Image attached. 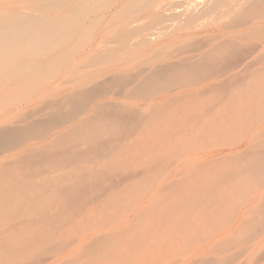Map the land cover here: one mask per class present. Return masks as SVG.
<instances>
[{"label":"rangeland","instance_id":"374dc122","mask_svg":"<svg viewBox=\"0 0 264 264\" xmlns=\"http://www.w3.org/2000/svg\"><path fill=\"white\" fill-rule=\"evenodd\" d=\"M88 1L90 0H0V21L6 17L15 20L26 16L25 14H34L42 22H52L55 29L59 31L57 35H49V40L44 43L31 45V48L25 52L22 51L27 57H23L27 60L26 70L20 67L0 71V172H9L11 176L8 180L11 183L17 179L39 181L45 177H51L54 180L52 188L60 190L69 185L67 182L64 183L65 177L83 174L82 170L73 168L72 164L63 166L65 168L55 166L48 171H39L41 168L37 171L35 168L36 173H39L35 174V171L31 173L29 163L31 165L33 152L36 147L46 141L45 138H51L48 136L51 133L47 135L48 137L36 139L34 136L28 137L22 134L21 129L30 122L46 121L59 105L64 103L70 93L83 88L93 89L95 85L100 84L99 81L105 79L107 82L108 78H110L107 82L109 90L104 91L106 94L95 93L94 100L95 98L96 100H93L92 106H95V103L96 105L103 103V100L106 103L117 100L120 104L131 103L129 105L131 107L143 108L142 105L146 99L135 98V102L131 98L120 96L118 92L125 93L129 86L124 89L117 84L115 86L114 82L111 84V81L112 78L114 80L115 74L118 75L116 70L119 66H123L120 69H123L124 73V68L145 65L144 62L150 59V51L146 50L149 43L154 46L159 44L155 47L156 49H160L162 43L163 48L170 44L173 50L177 48L180 50V47L186 43H201L199 52V50H206L211 44L206 37L214 34L209 42H217L221 38L213 39L216 34L217 38L222 37V33L226 32L228 35L230 33L235 36V41L239 45L236 44L234 49L226 53L230 55L225 54L222 57L223 60L220 59L218 66L216 65L218 68H214L216 72L212 70L211 75L213 77L218 75V79L211 75L209 78H213L214 82L220 77L221 84L234 81L230 87L233 86L234 91L231 93L235 94L237 100L235 99L236 103L232 105L233 110L231 108L230 110L231 113L236 112L232 115L237 120L230 133L221 137L212 134L200 137L198 146L187 147L183 140L188 138L185 136L183 138L180 133L172 135L175 137L173 140H178L177 144L175 141L170 144L172 138L161 134V136L157 135L159 143L146 146L145 140H148L150 135L135 134L129 137L128 141H124V143L127 141L126 143L133 144L127 161L122 163L123 168L120 164L116 166L117 169L114 167V171L109 172L107 167L105 168L109 151L104 152L105 158L92 157L94 155L90 153L91 150L85 143L75 145L71 151L76 149L73 152L78 154L80 152V155L88 157L84 167L93 171L96 169L108 172L105 178H100L106 183L101 181L103 184L99 185V188L93 186L90 189L88 196L90 199L87 197L88 202L82 204L79 208L81 210H77L73 218L64 215L61 220L55 221L56 225L52 226L55 228L51 226L44 228L52 233L50 242L44 244L42 238L38 241L42 243L40 245L43 246L41 247L43 250L34 249V252L37 250L36 253L32 252L35 256L31 253L32 249L28 250L31 254H21L25 256L19 255L20 261L16 259L14 262L11 259V264H264V165L261 166L263 170L258 182L250 181L255 183L252 184L253 186L250 183H248L250 187L246 184V188V185H241L243 188L237 185V177L242 178L241 173L245 171L246 165L243 164L244 162L246 164L245 156L252 152L249 148L258 149L261 143L263 144L261 150L264 152V0H123L117 5H114L115 0H91L92 3ZM214 5L216 9L211 11ZM192 6L195 7L192 8ZM170 14L180 15L173 21L159 23V16L170 17ZM188 14L190 17L200 15L199 21L189 23V28H187L188 24L184 23L186 18H189ZM124 19L129 21L130 28L135 26L138 30L141 29L137 31L140 33L135 32L139 37L132 33L135 27L130 31L132 37L127 35L130 28L129 30L126 28L128 31L122 30L123 27H128L126 22L123 21V24L127 25L122 24L121 20ZM117 21L121 22L119 25L123 27L120 28ZM110 30H117L116 33L124 31L127 34L116 37L113 33L115 31ZM227 33L224 35L226 36ZM128 37L132 42L128 41L130 40ZM141 37H145L146 41ZM116 38H121L122 42L121 39ZM138 41L139 43L148 42V45H143V42L139 44ZM173 41L175 44L172 43ZM134 44L138 49V45L140 48L143 46L147 55L145 56V51L142 53L140 49L139 52L135 51L137 49L134 50L136 48ZM103 45L107 46L108 52L104 51L105 49L99 50V48H105ZM109 47H112L113 51H110ZM172 49L167 53L177 55L176 59L189 54L186 52L175 54ZM178 49L176 51H179ZM140 51L142 55L139 58ZM198 52L196 50L191 53ZM106 54H112L113 61L108 59V64H112L113 67L112 62L115 60L116 63L118 59L119 62L117 61L118 64L115 66H119L114 68L116 72L110 73L109 70L113 67L109 68L108 65L107 70L110 74L106 73V68H103L106 61L104 65L101 62L96 63L100 65L95 63L93 66L89 65L93 58L107 56ZM131 54L132 57H128ZM136 55L138 58L134 57ZM143 55L145 61L141 60L144 59ZM120 71L119 73L122 74V70ZM209 78L206 79L209 82L204 81L203 84L212 83V79ZM110 85L115 87L111 88ZM196 88H199V85ZM230 94L227 95L230 96ZM224 95L222 102L226 105L228 96ZM61 101L62 104H60ZM222 102V106L218 105L215 109L224 108ZM63 110L69 111V105H63ZM208 116L202 121H207ZM222 121L219 125L226 123ZM158 123L155 124L160 126L161 123ZM70 124L56 127L57 129L52 131L56 132ZM188 124L191 126L194 123ZM141 141L144 143H139ZM144 144L145 146H142ZM252 145L255 146L251 147ZM263 162L261 161L260 164ZM110 179L115 184L108 183ZM138 181H144L145 185L137 191H125ZM241 181L246 182L243 178ZM55 183L60 184L57 186ZM105 185L108 188L104 187ZM194 190L213 192L211 197L195 199V201L194 197L189 195L190 192L194 195L196 193ZM117 194L121 195L119 196L121 198L110 202L108 197ZM65 203L64 198L51 202L49 200L46 204L40 205L41 207L36 206L34 210H29V206L26 205L20 212L0 217V243L2 242L0 253L5 252L2 246L4 239L8 237L15 239L17 232L30 224L36 223L35 225L41 226L45 216L56 217L59 209L65 207ZM59 223H62V226ZM14 245V247L18 246L17 243ZM47 245L48 247L45 248L44 246Z\"/></svg>","mask_w":264,"mask_h":264},{"label":"bare ground","instance_id":"6f19581e","mask_svg":"<svg viewBox=\"0 0 264 264\" xmlns=\"http://www.w3.org/2000/svg\"><path fill=\"white\" fill-rule=\"evenodd\" d=\"M92 1H94V0H92ZM92 1L90 0L88 2L92 3ZM122 1L123 0H115L114 5H117V4L121 3ZM79 2H81V1H79ZM182 4H184V3H182ZM217 5H219V4H217ZM175 6H176V4H175ZM175 6L173 5V7H175ZM180 7H181V5H180ZM193 7H195V6H192V8ZM213 7H214V9H212ZM213 7L211 8V11L216 9L215 5ZM211 11H209V13ZM19 13H21V12H19ZM171 14H170V17L169 16L168 17L159 16V18H158L159 23L160 22L163 23L165 21H167V22L173 21L176 18H178L180 15V14L179 15L173 14V16H172ZM199 14L195 15V17H190V15L188 14L189 18H186L187 20L183 19V20H186V21H184V23L188 24L187 28H189V26H190L189 23L192 22L191 24H193L194 22H196V20H198L200 18ZM25 15L26 16L19 17L18 19L16 18L15 20L10 19L9 17H6L2 21H0V71H3L4 69H15V68L18 69L20 67H22L21 68L22 70H26L27 65H25V64H26L27 60H24L23 57H25V58H27V57L25 56L24 53H22V51L25 52V50H28V48L32 47L31 45H40V44L44 43L45 41L49 40L48 39L49 35L53 36V35L59 34V31H57L55 29V25H53L52 22H47V21L42 22V20H39V18L34 14H25ZM188 16H186V17H188ZM123 21L126 22L127 24L129 22L128 20L124 19V20H121L122 24H123ZM120 23L117 21L118 25ZM126 23H124V24H126ZM119 27H120V25H119ZM121 27H123V26L121 25ZM134 27L135 26H133V27L131 26V28H133V29H134ZM126 28L127 29L130 28L129 24H128V27L125 26L122 28V30L123 29L126 30ZM131 28H130V30L128 29L129 34H127V32L124 33V31L118 30V31L123 32V33L117 32V33H119V35H117V33H116L117 30L116 31L113 30L115 32H113L112 30H110V31H112L114 34H116V37L117 36L121 37L120 34H122V35L127 34L130 37H132L133 35H131V34L133 32L134 33L135 32L140 33L137 31H139L141 29L138 30V28L135 27V30H136V28H137V30L135 31L132 29L133 30L132 31ZM139 28H142V27H139ZM191 28H192V26H191ZM128 30H126V31H128ZM130 31H132V33ZM226 33H222L223 34L222 37H218V38H217V34H216L215 35L216 37H213V39H220L221 38L217 42H209L212 39L211 36H214V34L213 35L210 34L211 36L207 35L209 37L204 36V37H206V40L208 41V43H211V44L208 46V48L206 50H201V51L199 50V52H198V49L200 48L201 43L190 42V43H186L183 45L181 44L182 46L180 47V50L176 47L179 50V51H176L177 49L173 50L171 48L172 46H170V44L168 46L165 45L163 48V46H162L163 43H162V44H160L161 45V47H159L160 49H156L155 47L156 46L158 47L159 44L154 46L152 44L150 45V43H149V45H150L149 46L147 44L148 42L144 43L142 41L144 43L143 45H146V46L148 45L146 50L150 51L149 52L150 53V55H149L150 59H148L149 61L147 62V60H146V62H144L145 65L144 64L142 65L141 63H139V64H141L140 66H142V67H140V66L139 67L138 66L132 67L131 66L128 69L124 68V73H123V69H120L123 66H119V65L115 66V64H118L117 63L118 59L114 58V59H116V63H115V60H114V62H112V63H114V67L112 64L111 65L108 64V62H109L108 59H112V54L111 55L106 54L107 56L95 57L89 62L90 63L89 65L92 64L91 66H93L94 63L96 64V63L101 62V64H103L106 61L107 63H105V66L107 65V67L104 66L103 67L104 69L106 68V70H107L108 65H109V68L113 67V68H111L112 70L111 69L109 70L110 73H111V71H114V72L118 71V75L115 74V77L112 75L114 77V80L112 78L111 84H112V82H114V85L117 84V86L119 85V87H121V88H124V87L127 88V86H129L125 93H122V92L119 93L118 92V94L119 95L121 94L120 96H123L125 98L126 97H128L129 99L131 98L133 100L135 98L136 99L142 98L141 100L146 99L145 100L146 102L144 103V105H142L143 108L140 107L138 109L137 107L136 108L131 107V106H129V105H131V103L129 105L125 104L124 103L125 98L123 100L124 101L123 103L129 107L125 106L122 103L121 104L117 103L118 102L117 100H115L116 102L111 101L110 103H106L103 100V103L99 102L100 104H97V105L95 103V106H92L93 105L92 102H94L96 100V98L94 100L95 93H98V92L103 93L109 87V84L107 82H108V80H110V78H108V80H106L107 82H105V79L102 78L104 80V82H102L103 80L99 81L100 84L98 86L95 85L96 87L93 89L92 88H83V89H80V90L75 91L73 93H70L65 98L64 103L62 101H61V103L59 102L60 104H62V103L63 104L59 105L57 110L54 111L52 113V115H50L46 121H39V122L34 121V122H30V124L28 123V125H26L25 128L21 127V128H24V129H21L22 134H26V136H28V137L34 136V137H36V139L37 138L43 139L48 134L51 133L50 135H48L49 137L51 136V138H45L46 141L41 143V145L39 147H36V150H34L33 155H32L33 159L31 160V165L28 162L31 169L29 167L28 168L31 171V173H33L35 171V174H38L39 172L36 173V169L38 171L39 168H41V170H39V171H42V170L48 171L52 167H55V166H59V168H60L63 166H68V165L70 166V164H72L73 168H76L78 170H82L83 174H80V176H76V177L75 176L71 177V175H69L70 177L69 176L65 177L64 180L63 179L62 180L64 181V183L67 182V184H69L68 187L65 189L59 190V188H58V190H55L52 188V186L54 185L53 184L54 180L51 179V177H45L44 179H41L39 181H35V180L34 181H26L23 179H17L15 182L11 183V181L8 180V177L11 176L8 174L9 172L8 173L7 172H4V173L0 172L1 173V175H0V180H1V182H0V217H2L4 215H11V214L20 212L23 209V207L26 205H27V207L29 206V210H34L36 208V206L38 207V205L39 206L44 205L49 200L51 202V201H54V200L59 199V198H64L66 201L65 207H62L61 209H59L57 216L53 217L54 219L52 218V216H50L51 218L49 216L48 217L45 216L43 218L41 226L35 225L36 223L30 224L25 229L23 228V230H21V231L19 230L17 232V236L15 237V239H11L10 237L4 239L2 246L4 247L5 252L2 251L3 250L2 249L1 251L3 253H0V255H2V254L3 255L5 254V255L0 256L1 257L0 258V264H8V263L11 264V262L12 261L15 262L16 259H17V261H20V260H18L19 255H21V254L27 255V253L29 255L30 252L28 250L32 249L33 250V251H31V253H32V252H34V249H37V250L42 249L41 248V247H43V246H41L42 243H39L38 241H40V239L42 238L41 240L45 244L46 242L49 241V239L51 240V233L52 232L48 229H47L48 231H46L45 229L50 228V226L52 227V226L56 225L55 221L58 219L61 220V218L64 215L68 216V218H73L75 216V213L77 212V210L78 211L81 210V209L79 210V208L82 206V204L86 203V201L88 199H90L88 197L89 193H90V189H92L93 186L94 187L98 186L96 188H99V185H102L105 182V181L103 182L102 179L100 180V178H103V177L105 178L108 175L107 173L109 171L113 170L114 167L117 169L118 167H116V166H119L120 164H121L120 166H122V163H125L127 161L128 156H129L130 147L133 144V143L132 144L126 143L128 141L127 139H129V137H132L135 134L136 135L137 134L138 135L139 134L150 135L149 136L150 138L149 137L147 138L148 140H145L146 138L144 139L146 146L148 144L150 146V144L152 145L154 143L156 144V142L157 143L160 142L159 139L157 140V135L161 136V134L167 135V136L162 135L164 137L172 138L170 144H172V141H175V143H176V142H178V140L177 141L173 140L175 137L172 135L180 133V135L182 134L183 138H185V137L188 138V139L185 138V140H183L184 144L187 145V147H188L190 145H197L198 146V144H200L198 139H200V137H204L205 135L212 134L214 136H220L221 137V136H225L228 133H230V131L232 130L231 128L234 126V123L237 120L236 118H234V115H232V114H235L236 112L232 111L234 113H231V110H230V108L232 109L233 103H236L235 102L236 96H234L235 94L232 95V93H231L232 91H234L232 89L233 86L230 87V85L234 81L232 80L233 82L230 81V83H228V84H226L224 82L221 84V82H219V80H220V77H219V80H215L213 82V78H215L216 76L213 77L211 75L212 70L214 68H218V67H216V65L220 62V59L222 57H224V55L226 53H228L230 50L234 49L236 44H238L237 41H235V36L230 35V33H229V35L227 33V35L225 36L224 34H226ZM231 34H233V33H231ZM127 35L125 37H127ZM136 35H137V37H139L138 34H136ZM136 35H135V37H136ZM46 36H48L47 39H45ZM178 36L179 35H177V37ZM218 36H220V35H218ZM111 37H113V34ZM125 37H124V39H125ZM130 37H128V39H130ZM164 37H166V35ZM191 37H193V36H191ZM141 38H143V37H141ZM160 38H163V37L160 36ZM170 38H171V36H170ZM193 38H195V37H193ZM105 39L107 40V38H105ZM109 39H110V36H109ZM116 39L118 40L121 38H116ZM163 39H165V38H163ZM197 39L199 40V38H197ZM197 39H195V40H197ZM237 39H238V37H237ZM112 40L114 41V39H111V41ZM132 40H134V39H132ZM138 40L140 41V38H138ZM142 40H145V37ZM166 40H168V39H166ZM202 40H203V38H202ZM120 41L122 42V39ZM125 41H123V42H125ZM128 41H131V39ZM135 41H137V40H135ZM135 41H133V42L136 44ZM139 41H138V43H139ZM107 42H106V45L108 44ZM168 42L171 43L170 41H168ZM141 43H139V44H141ZM172 43L175 44V41H173ZM179 43H180V41H179ZM115 44H117V43H115ZM171 45H173V44H171ZM177 45H178V43H177ZM107 46L106 47L104 46L105 48H99V50L105 49L104 51H106ZM138 46H139V49L142 50V53H143V51H145L142 48L143 46H141L142 49L140 48V45H138ZM120 47L118 48L119 50L121 49ZM135 47L136 48H134V50L137 49L135 51L139 52L138 51L139 49L137 48L136 45H135ZM111 49H112V47L110 48V51H113V49L112 50ZM171 49H172L173 53H175V54H179L181 52H186L189 54L182 57L181 59L180 58L176 59L177 55L174 56L172 53H170V55H168L169 53H167V51L168 50L170 51ZM196 50L198 53H195V54L191 53L192 51L196 52ZM104 51L101 50V52H104ZM147 51H145L144 54L147 53ZM101 52H100V54H101ZM106 52H108V50ZM140 53H141V51H140ZM142 53L138 54L139 58H140V55H142ZM122 54H121V56H122ZM101 55H103V54H101ZM146 55L147 54H145V56ZM226 55H230V54H226ZM19 56H20V58H19ZM110 56H111V58H109ZM113 56H115V55L113 54ZM130 56L132 57V54L128 55V57H130ZM17 57L19 59H17ZM119 57H120V55H119ZM134 57H137V55ZM142 58H144V55L142 56ZM151 58H152V60H151ZM121 60L123 61V59H121ZM141 60L145 61V58L141 59ZM222 60H223V58H222ZM112 61H113V59H112ZM122 61H120V62H122ZM126 61H128V60H126ZM132 64L133 63H131V65ZM96 65H100V64H96ZM117 66H119V67L115 71V69H116L115 67H117ZM125 67H128V66H125ZM120 70H122V74L119 73ZM214 70H213V72H214ZM219 70H220V68H219ZM216 71L217 70H215V72ZM106 73L110 74L108 72V70L106 71ZM108 74H107V76H110ZM210 75L213 78H211V77L209 78ZM107 76H105V77H107ZM208 78L212 79V81H211L212 83L203 84L204 81L209 82V80H206ZM216 78L218 79V75ZM229 80H230V78H229ZM220 81H222V80H220ZM114 85H112V86L110 85L111 88L116 86V85L115 86ZM197 85H199V88H196ZM249 86H250V84H249ZM121 88H119V89H121ZM126 88H124V89H126ZM226 91L230 92L231 94L227 93ZM235 91H237V89ZM104 93L106 94V92H104ZM108 93H109V91H108ZM223 93H226L225 95L230 94V96L227 95L228 101H226L224 99V101L227 102L226 105H225V103L222 102L223 95H224ZM118 99H119V96H118ZM111 100H113V99H111ZM121 102H122V100H121ZM221 102L224 104L223 105L224 108L215 109V108H217L218 105H221ZM126 103H129V102H126ZM63 105H69V111H64ZM70 107H72V108H70ZM202 107L203 108L206 107V108L204 110H200L199 108L202 109ZM209 114H211V116H208ZM206 116H208L209 119L207 121H202V119L205 118ZM225 117H227L228 119ZM222 119H225V120L222 121ZM249 119H251V118H249ZM248 120H246V121H248ZM220 121H222V122L226 121V123L224 125H219ZM67 123H71V124L69 126H65L63 128H60L56 132H54L55 130L52 131L53 129H57L56 127H62L63 125H66ZM155 123H158V124L161 123V125L159 126ZM188 123H194V124L189 126ZM220 124H222V123L220 122ZM152 136H153V138H152ZM29 139H32V138H29ZM181 139H182V137H181ZM125 140H127V141L124 143ZM79 143H81V144L85 143L88 146L87 148H89L91 150L90 153H93V155H94L92 157H98L99 156V157L103 158L104 156H106V154H104V152L109 151L107 156H106L107 157L105 160L106 162L104 161L106 164L103 162V165L104 164L106 165V166L105 165L104 166H105V168L107 167L108 172H104L105 170L104 171H97L96 169H94L95 171H93V170H90V168L87 169L86 167H84L86 165L85 162H86V159H88V157L86 158L85 156L80 155V152H79V154L73 152V150L76 151V149H73L71 151V149L73 147H75V145L77 146V144H79ZM139 143L142 144L144 142L141 141ZM175 143H173V144H175ZM141 144H139V145H141ZM258 144H255V145L258 146ZM255 145H252L251 147H253ZM259 145H260V147L258 149H256V147H254V149L249 148L252 152L251 153L247 152L249 155L246 154V156H245L246 164H245V162L243 163L244 165H246L245 171H243V174L241 173L242 178L246 182H242L241 181L242 178L238 176L237 177V180H238L237 185H240L238 187L243 188L242 186H244L246 184L249 186L248 183H250V181H253V180L254 181L257 180V181H255V183L258 182V178L262 174L261 170H263V168L261 166L264 165V162H263L264 152H263V150H261V146L263 144L261 145V143H260ZM142 146H145V144ZM80 151H82V150H80ZM133 153H136V152H133ZM84 154L87 155L86 153H84ZM247 155H248V157H247ZM133 156H134V154H133ZM101 158H98V159H101ZM240 158H242V157H240ZM237 159H239V158H237ZM148 160H150V159H148ZM242 161H243V159H242ZM261 161L263 162V164H260ZM95 162H98V161L95 160ZM235 162H237V161H235ZM63 168H65V167H63ZM122 168H123V166H122ZM99 170H101V169H99ZM263 172H264V170H263ZM30 177H32V175ZM239 178H241V179L239 180ZM58 179L59 178H57V180ZM72 179H74L75 181L74 180L72 181ZM118 179H119V176H118ZM101 181L103 183H101ZM114 181H115V179H114ZM235 181H236V179H235ZM59 182H60V180H59ZM72 182H74V183H72ZM108 183L115 184L114 182H111V179H110V182H108ZM255 183L251 182L250 185L253 186ZM55 184H57V186H59L58 184H60V183H55ZM144 185H145L144 181H138L135 184H133L132 186H130L129 190H125V191L126 192L137 191L139 188H141ZM247 185L245 186V188L247 187ZM69 186H70V188H69ZM104 187H107V186L105 185ZM110 188H113V187L111 186ZM204 189H206V188H204ZM101 190H102V188H101ZM209 191L207 190L206 192L205 191L197 192V190H196L195 191L196 193L194 195H193V193L190 194L191 192L189 193V195H190V197L191 196L194 197L193 200H195V199L202 200L205 197H209V196L211 197L212 196L211 193L213 191L210 193H209ZM100 193H101V191H100ZM119 196H121V195L117 194V195H112L108 198L110 199V202H111V200L115 201L116 199L121 198ZM87 197H88V199H87ZM110 205H112V204H110ZM64 221H65V219H64ZM64 221H62L63 224H64ZM57 223H58V221H57ZM61 224L59 223V225H61ZM52 228H55V227H52ZM57 228H59V227L57 226ZM12 237H14V236L12 235ZM31 237H33L34 240ZM29 238H31V240H29ZM15 243L18 244L17 247H14ZM44 247L47 248L48 245L44 246ZM36 251L34 253H36ZM87 251H89V250H87ZM32 255H34V254L32 253ZM21 256L24 257L25 255H21ZM7 258H9V261H7ZM11 259H12V261H11ZM17 263H19V262H17Z\"/></svg>","mask_w":264,"mask_h":264}]
</instances>
